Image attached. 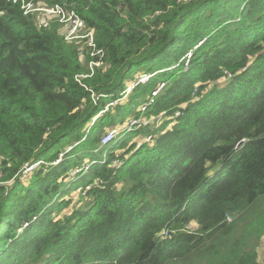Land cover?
Here are the masks:
<instances>
[{
	"label": "trees",
	"instance_id": "16d2710c",
	"mask_svg": "<svg viewBox=\"0 0 264 264\" xmlns=\"http://www.w3.org/2000/svg\"><path fill=\"white\" fill-rule=\"evenodd\" d=\"M42 1L105 62L0 0V264H264V0Z\"/></svg>",
	"mask_w": 264,
	"mask_h": 264
},
{
	"label": "built area",
	"instance_id": "2783aa9c",
	"mask_svg": "<svg viewBox=\"0 0 264 264\" xmlns=\"http://www.w3.org/2000/svg\"><path fill=\"white\" fill-rule=\"evenodd\" d=\"M18 5L25 15H35L38 20V26L50 27L54 21H58L60 32L66 41H84L90 54V71L87 74H79L78 80L81 81L86 77H91L97 66L104 64L105 50L97 47L95 40V31L93 28L87 27L84 19L74 10L67 9L61 4L49 5L42 0H6ZM148 77H142L145 80ZM84 85V84H83ZM162 86V85H161ZM160 86V87H161ZM144 106L142 109L144 110ZM138 120H131V124H135ZM119 133V129L114 128L108 131L102 138V144L110 143ZM34 166L28 167V170Z\"/></svg>",
	"mask_w": 264,
	"mask_h": 264
},
{
	"label": "rangeland",
	"instance_id": "374dc122",
	"mask_svg": "<svg viewBox=\"0 0 264 264\" xmlns=\"http://www.w3.org/2000/svg\"><path fill=\"white\" fill-rule=\"evenodd\" d=\"M143 108V107H142ZM145 110V109H144ZM143 109H142V111H144ZM133 120V119H132ZM131 121V120H130ZM63 155V154H62ZM120 164V162H117L116 161V163H115V165H119ZM77 172V170H75V171H73V172H71L70 173V175L68 176V180L70 179V178H72V176H73V174L74 173H76ZM78 191H75V192H72L70 195H68L67 197H72L74 200H77V197H78ZM68 211V209L65 211V212H67ZM257 249H258V253H259V260L260 261H262L263 260V256H264V235H263V237L260 239V241H259V243H258V245H257Z\"/></svg>",
	"mask_w": 264,
	"mask_h": 264
},
{
	"label": "water",
	"instance_id": "95a60500",
	"mask_svg": "<svg viewBox=\"0 0 264 264\" xmlns=\"http://www.w3.org/2000/svg\"><path fill=\"white\" fill-rule=\"evenodd\" d=\"M243 142H240V144L239 145H241Z\"/></svg>",
	"mask_w": 264,
	"mask_h": 264
}]
</instances>
